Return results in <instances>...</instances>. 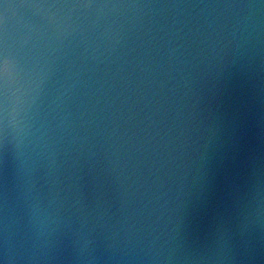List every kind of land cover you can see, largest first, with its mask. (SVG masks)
<instances>
[{"label":"water","instance_id":"1","mask_svg":"<svg viewBox=\"0 0 264 264\" xmlns=\"http://www.w3.org/2000/svg\"><path fill=\"white\" fill-rule=\"evenodd\" d=\"M0 264H264V0H0Z\"/></svg>","mask_w":264,"mask_h":264}]
</instances>
